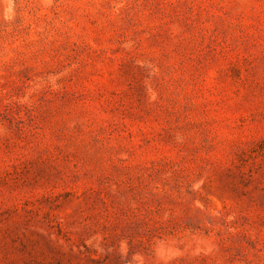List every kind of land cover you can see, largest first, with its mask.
Instances as JSON below:
<instances>
[{"label": "rangeland", "instance_id": "374dc122", "mask_svg": "<svg viewBox=\"0 0 264 264\" xmlns=\"http://www.w3.org/2000/svg\"><path fill=\"white\" fill-rule=\"evenodd\" d=\"M0 264H264V0H0Z\"/></svg>", "mask_w": 264, "mask_h": 264}]
</instances>
